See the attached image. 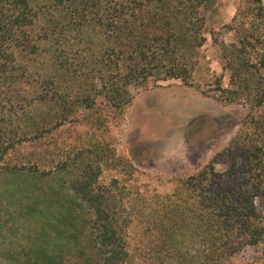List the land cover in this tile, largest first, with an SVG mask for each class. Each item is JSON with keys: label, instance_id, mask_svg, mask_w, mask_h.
<instances>
[{"label": "trees", "instance_id": "obj_1", "mask_svg": "<svg viewBox=\"0 0 264 264\" xmlns=\"http://www.w3.org/2000/svg\"><path fill=\"white\" fill-rule=\"evenodd\" d=\"M210 1L0 0V264H264L263 0L210 31L228 82L201 92L244 112L206 164L144 193L112 131L131 88L194 84Z\"/></svg>", "mask_w": 264, "mask_h": 264}, {"label": "rangeland", "instance_id": "obj_2", "mask_svg": "<svg viewBox=\"0 0 264 264\" xmlns=\"http://www.w3.org/2000/svg\"><path fill=\"white\" fill-rule=\"evenodd\" d=\"M239 1L235 0L236 7ZM230 3L231 0H211L201 11L205 17L211 10L215 21H207L205 17V42L193 55L197 63L192 78L194 84L185 85L179 79H170L158 85L131 88L132 102L112 128L118 140L117 150L134 165L133 181L144 193L170 190L177 177L191 174L219 152L239 126L243 106L223 104L201 92L212 91L215 78L220 74L222 85L228 82V74L221 67L220 49L212 41L210 31H220L216 34L219 41L228 43L233 39L231 32L223 30V25L232 17L220 25L228 17ZM216 168L221 170L224 165L218 164ZM256 206L264 212V199L257 200ZM16 234H10L0 250L15 251L18 244L10 239ZM19 240L25 242L27 237L20 235ZM258 254V248L247 246L238 253L235 262H252ZM5 257L8 255L0 254V263Z\"/></svg>", "mask_w": 264, "mask_h": 264}, {"label": "crops", "instance_id": "obj_3", "mask_svg": "<svg viewBox=\"0 0 264 264\" xmlns=\"http://www.w3.org/2000/svg\"><path fill=\"white\" fill-rule=\"evenodd\" d=\"M235 0H231V3L229 5H227V14H228V17L227 18H224L223 22L220 24H224L225 22H228L230 20V18L233 16L234 12H235V4H234ZM211 10H208V12L206 13L205 17L208 20L211 21V19L213 21H215V18L211 15ZM213 26H215L213 23H212Z\"/></svg>", "mask_w": 264, "mask_h": 264}]
</instances>
